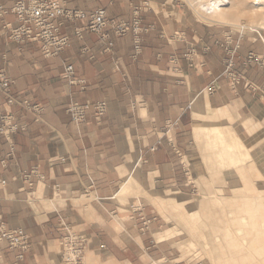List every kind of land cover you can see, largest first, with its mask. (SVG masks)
<instances>
[{"label": "crops", "instance_id": "0c3cea01", "mask_svg": "<svg viewBox=\"0 0 264 264\" xmlns=\"http://www.w3.org/2000/svg\"><path fill=\"white\" fill-rule=\"evenodd\" d=\"M61 1L68 8L102 7L109 18L131 20V4L147 0ZM150 1L140 23L151 29L141 33L136 58L131 33L116 36L106 28L113 42L106 49L84 20H59V32L69 37L70 45L53 57L43 56L38 43H17L0 30V69L11 80L10 94L21 99L7 104L0 92V111L25 125L13 134L12 146L0 137V162L6 160L0 168V180H6L0 183V219L10 228H23L30 240L20 260L17 250L1 245L0 264H60L66 228L87 238L84 264H199L181 258L173 240L180 230H168L150 202L168 204L188 234H203L220 216L189 209L190 169L204 184L223 182L233 191L222 198L230 208L223 212L227 221H236V202L252 199L234 195L245 179L253 182L250 169L255 165L250 168L246 162L234 175L232 168L204 159L202 149L211 130L218 128L238 136L250 155H264V66L244 65L236 58L243 81L233 90L219 77L226 51L217 43L229 36L228 47L238 40L239 56L252 52L264 58V29L239 38L237 27L203 22L181 3ZM0 5L9 8L12 0H0ZM0 20L16 23L11 13ZM191 49L187 60L183 54ZM65 62L73 63V77L84 80L83 88L63 78ZM70 99L105 100L107 112L99 121L89 112L76 127L66 112ZM23 102L40 104L43 110L35 118ZM261 155L252 156L264 163ZM34 167L40 178L30 188L21 174ZM210 197L220 202V197ZM138 201L150 220L143 229L130 211ZM188 239L182 246L191 251Z\"/></svg>", "mask_w": 264, "mask_h": 264}, {"label": "built area", "instance_id": "2783aa9c", "mask_svg": "<svg viewBox=\"0 0 264 264\" xmlns=\"http://www.w3.org/2000/svg\"><path fill=\"white\" fill-rule=\"evenodd\" d=\"M150 8L148 1L141 4H131L132 19H114L107 16L106 10L102 7H97L92 10H84L78 8H68L61 0H12V5L5 8L0 5V17L7 13H11L16 17V23L10 24L0 20V30L8 33V36L17 43L26 41L36 42L40 45L43 56L53 57L61 52L64 48L70 45V40L67 35L60 34L59 20H84L86 28L95 33L102 42H105L106 49H109L113 42L108 39L106 28H109L116 36H124L131 33L134 42L133 58L140 53V35L151 29V26H143L140 23V14L143 9ZM238 37L240 38L246 27H238ZM76 34L80 35V31L76 30ZM177 39L180 37L173 35ZM229 36L225 37L224 42H217L223 46L226 51V56L223 60L224 69L219 77H224L228 80L230 87L235 90L243 81L242 74L235 69V59L239 58L244 65L255 63L261 67L264 66V58L249 52L244 56H239L237 49L239 48L238 40L231 48ZM193 50H188L183 54L184 58L191 60ZM173 62L176 58L171 59ZM73 63H64L63 78L70 84H80L84 87V80L73 77ZM11 80L7 77L5 72L0 69V92L4 95L7 104L20 103L21 99L10 94L9 86ZM245 86L253 88L251 83L245 82ZM26 109L30 111L35 118L42 112L43 108L40 104L23 102ZM66 112L69 115L71 122L79 127L85 120L87 114L91 112L97 121L107 112V104L105 100L95 102H78L70 99ZM19 129H25V125L17 122L16 117L12 113H4L0 111V137L5 139L10 146H12L13 134ZM160 143V140L157 144ZM155 146H151L153 151ZM6 160L0 162V168L5 166ZM24 184L32 187L35 178H40V173L37 167L24 170L21 174ZM2 185L6 184L5 179H1ZM132 218L141 222V229L145 228L150 222L143 214V209L140 202H135L130 205ZM7 246L11 250H17L16 258L22 259L24 252L28 250L30 240L21 227L10 228L6 223L0 219V246ZM88 240L84 235L78 234L66 228L64 234L60 238V245L62 247V259L60 264H84V256L87 248Z\"/></svg>", "mask_w": 264, "mask_h": 264}, {"label": "bare ground", "instance_id": "6f19581e", "mask_svg": "<svg viewBox=\"0 0 264 264\" xmlns=\"http://www.w3.org/2000/svg\"><path fill=\"white\" fill-rule=\"evenodd\" d=\"M262 1L264 0H250V5H248L249 7L239 9V6H241L242 3L241 0H190V2L197 8V12H200L201 15L203 14V17L205 16L206 18L208 16L224 17L222 16L224 15V12L236 10V12L238 11L240 13L239 17L250 16V18H254L258 15H261L264 19V4ZM260 22L262 23V20ZM257 23L259 24V22ZM252 26L250 27L252 28ZM261 27H264V20ZM224 133L225 132L218 128L211 130V135L208 138L209 143H206L207 146L204 144L205 147L203 146L204 149H202V151L204 150L202 155L203 158L207 159L211 163H215V165L219 166V168L224 165L225 167L227 166L228 168H232L231 171H233L232 174L234 175L240 174V166H243L246 162H249L248 166L250 168L254 166L255 164L253 161L255 162V160L252 159L254 156L250 155L249 151L242 145V142L238 136L227 135V131L226 135ZM256 160L259 161V158H256ZM255 168H257L256 165L251 168L250 171ZM245 170L247 171L248 169ZM241 175L243 174L241 173ZM127 189L128 185H124L122 192H126ZM241 189L243 192L245 189L247 191H249V189H253V191L258 192L260 190L254 187L253 182H251L249 179H245L244 187L242 186ZM259 193L264 195V190L260 191ZM243 205L251 206L247 207L246 209H252V218H248L244 214L239 216L237 219L240 227H237L235 231L227 230L223 234H216V239L211 237L209 232H207V235L203 233V239H210L211 242H208V240L202 243L205 248L210 247V255H212L211 260L217 259L219 263L224 264H264V202L259 201L256 203L255 201H251L246 202ZM250 219L262 221L260 223L257 222L258 224H255V222L252 224ZM255 229L257 231H255ZM253 233H256V236L252 239V243L250 239L252 238L251 235Z\"/></svg>", "mask_w": 264, "mask_h": 264}, {"label": "rangeland", "instance_id": "374dc122", "mask_svg": "<svg viewBox=\"0 0 264 264\" xmlns=\"http://www.w3.org/2000/svg\"><path fill=\"white\" fill-rule=\"evenodd\" d=\"M147 1L149 2L150 5H152V2L150 0H147ZM172 1L181 3L188 10L193 11L194 14L197 16V18L203 22H218V23H223V24H229V25H232L234 27H237V29H238V27L242 26L243 28L246 27L247 31H257V30L259 31L261 29L262 30L264 29V27L263 28L261 27L263 25V20H264L261 15L260 16L258 15L254 18L251 17V18H253V19H251L250 16L249 17L248 16L239 17L240 13L238 11H237L238 12L237 13L236 10H230V11L224 12V15H222L224 17H221V16H210L209 17L208 16L206 18L205 16L203 17V14L201 15L200 12H197V8L190 2V0H172ZM241 1H242V3H241V6H239V9H244L246 7H249L248 5H250V0H241ZM262 3L264 4V1H262ZM223 18H227L228 20L223 19ZM261 20H262V23L260 22ZM257 22H259V24ZM250 26H252L253 29ZM251 154L252 155H261V154L253 153V152ZM261 157L263 158L264 155L263 156L261 155ZM256 158H259V157L254 156V158H252V159L255 160V162L257 163L256 164L253 161V163L256 165L257 168L252 169L250 171V174L252 177L251 180L253 181L254 187H256L258 190L260 189L259 190V192H260V191L264 190V163H260V161H257ZM190 172H191V174H189L190 184L187 187V192H188L187 197L189 200V209L198 210L199 212L203 213L204 215H209L211 217L220 216L218 218L215 217L214 220L211 221L210 225L207 226L210 229L209 233H210L211 237H214L215 239H216V234H223L227 230L235 231V229L237 227H240V224L238 223L237 218L241 214H243V212H241L242 210L246 211V213H244V214L248 218H252L251 217V214L253 213L252 209L251 210L246 209L247 207H251V206L243 205V202L244 203L251 202V201H255L256 203H258L259 201L264 202V195H261V193H259L258 191H253V189H249V191H247L245 189V191L243 193L241 188L236 189L234 196H236V198H238V200H239V198H243L244 196H248L247 198L252 197V199L251 200L245 199V201L243 200L242 202H240V205H243L242 206L243 208L239 204H237V202L236 203L234 202L236 204V206L235 207L232 206V207H234L236 209V211L233 212L232 215H234V216L236 215L235 217H233L236 219V221H235V223L234 222L232 223L229 220L227 221L228 217H226V215H225L226 213H223V212H229L230 208L227 204H224V202L222 201V198L232 196L233 191H230L229 189L225 188L226 184L223 182L222 183L217 182L214 184H211L208 182V183L204 184L203 180L201 181V177L199 178V176L198 177L196 175L194 176L191 169H190ZM232 172L233 171H231V173ZM207 173L210 176L213 173L212 169L211 170L209 169ZM211 176H214V175H211ZM207 180L208 181L212 180V178L209 177V179H207ZM236 185L238 187L240 185V183L237 182ZM236 192H238V193H236ZM240 192H242V193H240ZM210 196L220 197V199H219L220 202L213 201V199H211ZM262 196H263V198H262ZM150 203L162 215V217L165 220V224H166L165 226L167 227L168 230H170V229L174 230L175 228H178L180 230V233L177 232V234L173 235V237H174L173 240H175L177 243L176 246L182 255L181 258L185 259L188 262H190V261L191 262H197L199 264H224V263H219L217 259L211 260L212 255H210V247L205 248L202 245V243L205 241L209 240L208 242H210V239H208V240L203 239L204 234L207 235V231L206 232L204 231V234H202L201 231L198 232L197 234H196V232L195 233L190 232L188 234V232L186 231V227L184 225L185 224L184 221L177 215L176 211L172 210V208L169 207L168 204H164V203L157 202V201L156 202L151 201ZM140 204L142 206V209L145 208V207H143V205H144L143 202H140ZM169 215L172 216V218ZM169 218H170V220H168ZM169 221H171V222H169ZM261 221L253 220V219L251 220L252 224L254 222H255V224H258L257 222L260 223ZM258 227H259V225H258ZM255 231H257V230L255 229ZM188 236H189V239L192 241V244H189L191 246V251L182 246V242L186 241ZM196 236L198 238H195ZM255 236H256V233H253L251 235V237H252L250 239L251 242H252V239L255 238Z\"/></svg>", "mask_w": 264, "mask_h": 264}]
</instances>
